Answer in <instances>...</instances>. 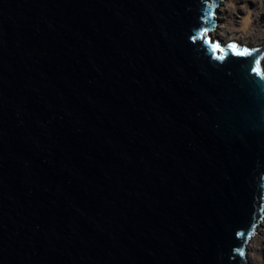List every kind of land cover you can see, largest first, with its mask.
I'll list each match as a JSON object with an SVG mask.
<instances>
[{"label": "water", "instance_id": "water-1", "mask_svg": "<svg viewBox=\"0 0 264 264\" xmlns=\"http://www.w3.org/2000/svg\"><path fill=\"white\" fill-rule=\"evenodd\" d=\"M220 2L0 0V264L248 263L264 45Z\"/></svg>", "mask_w": 264, "mask_h": 264}, {"label": "rangeland", "instance_id": "rangeland-1", "mask_svg": "<svg viewBox=\"0 0 264 264\" xmlns=\"http://www.w3.org/2000/svg\"><path fill=\"white\" fill-rule=\"evenodd\" d=\"M217 12L214 39L224 43L236 42L247 48L264 45V0H221ZM261 63L264 69V52ZM262 215L260 230H254L252 236L255 235V239L246 250L247 264H264V214Z\"/></svg>", "mask_w": 264, "mask_h": 264}, {"label": "bare ground", "instance_id": "bare-ground-1", "mask_svg": "<svg viewBox=\"0 0 264 264\" xmlns=\"http://www.w3.org/2000/svg\"><path fill=\"white\" fill-rule=\"evenodd\" d=\"M214 33V32H213ZM213 33H212V35H213ZM215 35V34H214ZM214 37V36H213ZM222 41V40H221ZM223 42V41H222ZM262 214H264V209H263V211H262ZM263 216V215H262ZM261 216V217H262ZM263 223V219L260 221L259 220V223L257 224V226L255 227V232H258L259 230H260V226H261V224ZM254 239H255V235L254 236H252L250 239H249V241H248V243H247V247L248 248H250V246L252 245V243H253V241H254ZM248 256V255H247Z\"/></svg>", "mask_w": 264, "mask_h": 264}, {"label": "snow or ice", "instance_id": "snow-or-ice-1", "mask_svg": "<svg viewBox=\"0 0 264 264\" xmlns=\"http://www.w3.org/2000/svg\"><path fill=\"white\" fill-rule=\"evenodd\" d=\"M238 54H240V55H244V54H246V53H238Z\"/></svg>", "mask_w": 264, "mask_h": 264}]
</instances>
